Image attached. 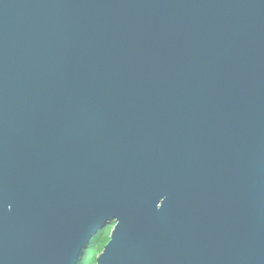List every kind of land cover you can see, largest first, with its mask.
Returning a JSON list of instances; mask_svg holds the SVG:
<instances>
[{
  "label": "water",
  "instance_id": "obj_1",
  "mask_svg": "<svg viewBox=\"0 0 264 264\" xmlns=\"http://www.w3.org/2000/svg\"><path fill=\"white\" fill-rule=\"evenodd\" d=\"M264 264V0H0V264Z\"/></svg>",
  "mask_w": 264,
  "mask_h": 264
},
{
  "label": "trees",
  "instance_id": "obj_2",
  "mask_svg": "<svg viewBox=\"0 0 264 264\" xmlns=\"http://www.w3.org/2000/svg\"><path fill=\"white\" fill-rule=\"evenodd\" d=\"M110 231L108 227H104L93 237L84 264H96L97 255L104 249L105 245L110 240Z\"/></svg>",
  "mask_w": 264,
  "mask_h": 264
},
{
  "label": "rangeland",
  "instance_id": "obj_3",
  "mask_svg": "<svg viewBox=\"0 0 264 264\" xmlns=\"http://www.w3.org/2000/svg\"><path fill=\"white\" fill-rule=\"evenodd\" d=\"M114 224H115V221H110V222H108L106 227H108L112 231V228L114 227ZM111 231H110V234H111ZM88 263H89V261H88Z\"/></svg>",
  "mask_w": 264,
  "mask_h": 264
}]
</instances>
